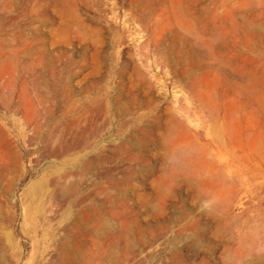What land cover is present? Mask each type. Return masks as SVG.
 Returning <instances> with one entry per match:
<instances>
[{"label": "rangeland", "instance_id": "rangeland-1", "mask_svg": "<svg viewBox=\"0 0 264 264\" xmlns=\"http://www.w3.org/2000/svg\"><path fill=\"white\" fill-rule=\"evenodd\" d=\"M0 264H264V0H0Z\"/></svg>", "mask_w": 264, "mask_h": 264}, {"label": "bare ground", "instance_id": "bare-ground-1", "mask_svg": "<svg viewBox=\"0 0 264 264\" xmlns=\"http://www.w3.org/2000/svg\"><path fill=\"white\" fill-rule=\"evenodd\" d=\"M86 167H87V166H86ZM87 168H88V167H87ZM86 170H87V169H86ZM81 171H82V169H81ZM82 172H83V171H82ZM58 179H59V178H58ZM67 179H68V178H67ZM44 180H45V179H44ZM52 180H53V179H52ZM52 180H51V181H52ZM47 181H48V180H47ZM36 182H37V183L34 184V185H37V184H38V186H39L38 181H36ZM41 182H42V181H41ZM44 182H45V181H44ZM44 182H43V183H44ZM62 182H63V181H62ZM62 182H61L60 180H57V179H56V180L53 181L52 184H53L54 187H55V185H59V186H61V187H59V188L63 189V191H65V192L68 193V191H69V186H68V185H69V184L67 185V184H65L64 182H63V183H62ZM68 183H69V182H68ZM34 185H33V186H34ZM73 185H74V184H73ZM38 186H34V187H37V188H38ZM30 187H31V186H30ZM40 187H41V186H40ZM70 187H71V186H70ZM59 188H58V189H59ZM50 189H51V188H50ZM54 192H55V191H54ZM58 192H59V191H58ZM36 193H37V192H36ZM67 193H66V194H67ZM52 195H53V194H52ZM63 195H64V194H63ZM37 196H38V195H37ZM54 198H55V197H54ZM52 199H53V198H52ZM55 201H56V200H55ZM42 203H43V202H42ZM44 205H45V204H44ZM48 209H49V208H48ZM49 210H50V209H49ZM51 210H52V209H51ZM39 226H40V224H39ZM5 235H6V234H5ZM7 237H8V236H7ZM3 239H4V238H3ZM8 240H9V243H10V240H11V239H8ZM2 243H3V242H2ZM1 246H2V245H1ZM2 247H3V246H2ZM11 247H12V246H11ZM2 253H3V252H2ZM4 253H5V252H4ZM2 260H3V259H2Z\"/></svg>", "mask_w": 264, "mask_h": 264}]
</instances>
